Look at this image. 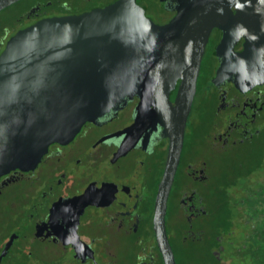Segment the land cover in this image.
<instances>
[{
	"label": "water",
	"instance_id": "water-1",
	"mask_svg": "<svg viewBox=\"0 0 264 264\" xmlns=\"http://www.w3.org/2000/svg\"><path fill=\"white\" fill-rule=\"evenodd\" d=\"M22 0H0V13ZM40 7L31 10V14ZM175 17L155 23L138 0H117L79 15L52 16L17 31L0 54V179L34 170L51 145L67 144L88 123L134 97L158 101L170 141L154 230L164 264H177L167 230L168 200L187 121L214 30L220 64L211 84L241 91L264 83V0H177ZM242 51H235L240 40ZM179 87L175 102L172 92Z\"/></svg>",
	"mask_w": 264,
	"mask_h": 264
},
{
	"label": "flooded vegetation",
	"instance_id": "flooded-vegetation-1",
	"mask_svg": "<svg viewBox=\"0 0 264 264\" xmlns=\"http://www.w3.org/2000/svg\"><path fill=\"white\" fill-rule=\"evenodd\" d=\"M176 2L138 0L147 16L160 25L175 17ZM157 3L154 12L151 7ZM39 15L31 14L29 25L40 20H35ZM159 15L160 22L153 18ZM221 37L220 30L210 36L197 95L206 66L213 74L211 80L216 75L220 62L215 49ZM244 43L240 40L235 51H242ZM179 83L170 96L172 103ZM211 86L213 122H208L206 111L200 125L204 129L210 125V131L195 134L196 125L190 124L193 104L168 200L167 230L176 256L178 243L182 247L209 243L214 235L207 191L211 158L224 157L264 135V83L249 91L238 90L231 82ZM141 103L134 97L117 112L86 123L69 143L51 145L34 170L13 171L0 179V264H164L154 216L170 147L164 132L168 119L155 111L158 101L148 102L141 124L133 128ZM194 144L205 154L195 150L186 157ZM179 177L190 184L174 195ZM175 202L176 227L169 224Z\"/></svg>",
	"mask_w": 264,
	"mask_h": 264
},
{
	"label": "rangeland",
	"instance_id": "rangeland-1",
	"mask_svg": "<svg viewBox=\"0 0 264 264\" xmlns=\"http://www.w3.org/2000/svg\"><path fill=\"white\" fill-rule=\"evenodd\" d=\"M31 1L34 6L36 4L54 5L50 8L51 10L45 9L44 12L49 16H59L57 4L70 5L73 8L75 0ZM151 8L154 12L158 11V3ZM32 9L27 11V4H21L0 13V29L19 16L28 15ZM76 9L86 11L89 5L81 2ZM158 17L153 16L156 21H162V16ZM30 22L27 18L23 21L22 27L28 26ZM15 32L11 29L0 38V53ZM207 69L208 66L205 68V76H202L200 91L195 99L190 119V124L196 125L195 134L199 135L210 131V125L205 129L200 126L205 119L206 111L207 115L209 114V116L206 115L208 122L209 120L213 122L214 115V110L211 111L214 106L211 96L214 89L210 84L213 74ZM192 140L190 137L189 141L192 142ZM192 148L194 150L191 151ZM195 148V144L191 145L186 157H191L195 150L198 154H205L203 148ZM211 159H213L210 168L212 181L207 189L211 212L210 222L213 228L217 226L222 230L216 241L212 239L209 243H189L186 247H182L179 243L175 245L178 264H264V135L253 143L241 145L239 149L224 157ZM186 184H190V181L179 177L174 185V195H177ZM178 210V204L175 202L169 216V224H173L174 227L177 225L173 214H176ZM211 251H215L213 255L219 252L216 254L219 262H212Z\"/></svg>",
	"mask_w": 264,
	"mask_h": 264
},
{
	"label": "trees",
	"instance_id": "trees-1",
	"mask_svg": "<svg viewBox=\"0 0 264 264\" xmlns=\"http://www.w3.org/2000/svg\"><path fill=\"white\" fill-rule=\"evenodd\" d=\"M115 1L117 0H75L73 1V5L74 7L72 8L70 5H59L57 4V8H58V11L60 14H65V13H80V12H84V10L82 11H78L76 9V7H78L79 4H81V2H85L87 3V5H89V9L88 10H91L95 7H105L111 3H114ZM31 2V3H30ZM33 1L31 0H22L20 1L19 3L13 5V6H17V5H21V4H27V11L32 9L33 7L37 6V7H40V10L39 11H36L35 13H40L39 17L38 18H35V20H38V19H42V18H46L49 16V14L45 13L44 10L47 9V10H51L50 8H52L54 5H47V6H41L39 4H36L34 6V4H32ZM13 6L7 8L6 10H9L10 8H12ZM4 10V11H6ZM3 11V12H4ZM87 11V10H86ZM31 12V11H30ZM2 13V12H1ZM34 14V13H33ZM31 15V13H29L28 15L24 16V15H21L19 16V18L17 19H14V21H11V22H8L6 23L1 29H0V38L5 36L6 32L9 31V30H13V31H19L20 29H23L25 27H22L24 25L23 24V21L26 20L27 18H29V16ZM49 17H52V16H49ZM29 25V24H27ZM21 27V28H19ZM27 27V26H26ZM15 32V33H16ZM13 36V35H12ZM11 36V37H12ZM1 54V53H0ZM224 212V211H223ZM218 229V230H217ZM222 230V228H218L217 226L214 227V235L212 237V239H215V241L217 240V238H219L218 236H220V231ZM211 255H213V252L211 251ZM177 257V256H176ZM212 262H219L217 256L213 255V261ZM211 263V262H210ZM177 264H178V258H177Z\"/></svg>",
	"mask_w": 264,
	"mask_h": 264
}]
</instances>
